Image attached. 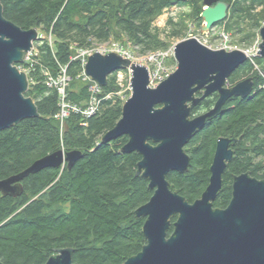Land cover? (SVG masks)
Instances as JSON below:
<instances>
[{"label":"trees","instance_id":"obj_1","mask_svg":"<svg viewBox=\"0 0 264 264\" xmlns=\"http://www.w3.org/2000/svg\"><path fill=\"white\" fill-rule=\"evenodd\" d=\"M232 6L231 15L220 25L227 31L252 21L260 29L264 0H223ZM204 0H2L4 17L23 30L37 29L45 35L34 45L32 55L18 65L30 80L27 97L40 116L25 120L0 133V180L18 175L34 162L60 150L82 152L75 165L47 168L30 175L19 197L0 194V261L2 264H46L56 250L71 249L76 264H125L147 245L146 218L136 211L154 195L150 182L138 175L139 153L127 154V136L104 143V136L122 118L124 102L115 72L101 88L98 112L86 117L71 113L62 131L56 116L61 97L48 85V76L58 77L65 69L71 78L67 100L85 108L92 97L93 83L83 77L77 49L117 42L139 48V54L167 52L171 45L161 39L155 21L173 5L188 7V18H171L169 38H181L188 22L203 27ZM262 7V13H255ZM233 25V26H232ZM254 34L245 35L251 39ZM76 45L74 47L73 45ZM254 85L247 98L232 97L221 114L208 121L204 131L186 147L191 158L185 174L170 173L173 192L193 204L210 183L217 140H239L228 167L224 191L213 206L224 210L233 198V179L243 174L264 181V58L249 60L229 79L234 87L241 79ZM113 95L111 99L105 96ZM129 95V93H127ZM115 96V97H114ZM216 98L198 105L193 116L212 110ZM60 101V102H59ZM210 110V111H211ZM82 115V116H81ZM63 132V133H62ZM177 217L173 219V223ZM173 226L169 232L171 235Z\"/></svg>","mask_w":264,"mask_h":264},{"label":"water","instance_id":"obj_2","mask_svg":"<svg viewBox=\"0 0 264 264\" xmlns=\"http://www.w3.org/2000/svg\"><path fill=\"white\" fill-rule=\"evenodd\" d=\"M202 32H209L225 22L231 5L222 0H204ZM258 55L264 58V27ZM41 39L37 29L23 30L4 17L0 0V133L40 116L35 102L27 97L28 74L18 65L25 62ZM178 68L166 80L151 87L147 67L134 64L118 53H95L88 58L85 74L101 88L119 70L132 71V94L123 107L122 118L103 138L109 143L127 136L123 152H137L142 161L138 175L150 182L154 195L136 211L146 218L144 235L147 245L125 264H264V181L243 174L234 179L233 198L227 209L213 204L223 191V176L233 160L231 146L239 140L220 138L210 183L202 197L191 204L170 189V173L185 174L191 158L185 151L190 141L204 130L206 123L221 114L232 97L247 98L253 82L245 79L228 89L229 79L249 61L243 51L212 50L197 38L174 47ZM203 92L202 97L196 95ZM218 93L215 107L192 117L202 101ZM82 152L62 150L34 162L18 175L0 180V194L19 197L22 182L47 168L71 169ZM177 221L171 223L172 218ZM173 226V232H169ZM0 264L2 262L0 261ZM46 264H76L71 249L56 250Z\"/></svg>","mask_w":264,"mask_h":264},{"label":"rangeland","instance_id":"obj_3","mask_svg":"<svg viewBox=\"0 0 264 264\" xmlns=\"http://www.w3.org/2000/svg\"><path fill=\"white\" fill-rule=\"evenodd\" d=\"M262 7L257 8L255 13H262ZM191 10L188 7H181L179 5H173L171 8L165 10L164 14L160 16L154 23V26L161 30V39L165 40L167 43L171 45V48L167 51L168 57L164 61L163 69L166 70L163 72L162 69L158 68V65H151L147 64L145 59V55L139 54V48L133 47L131 45L124 48L117 42L111 41L109 43H103V45H108V49H124V51H127L132 56V62L134 64L142 65L144 67H147L153 77L152 79V87H155L160 83V79L163 77H166L167 75L170 76L171 74L175 73V71L178 68L177 62L174 57V47L187 39L190 38H197L202 44L207 46L209 49L212 50H225L230 52L229 49H233V51H247V50H253L252 54L253 57L250 58V60L253 58L258 57V49L260 44L262 43L260 31L261 28L258 29L257 27L253 26L252 21L248 20V22H245L242 26L243 33L237 30V28H234L233 31H227L225 26L217 25L209 32H202V26L198 27L196 23H192L191 21L188 22V30L185 32L184 36L181 38H169L171 29L168 28L167 22L169 19L173 18L176 22H179L182 18H188V15H190ZM204 23V22H203ZM202 23V25H203ZM233 26V25H232ZM261 26L264 27V21L261 22ZM39 35L41 37V40L45 38V35H42L41 31H39ZM254 34V36L251 39H244L243 37L245 35ZM99 44L94 46V48L98 46ZM98 46V47H101ZM123 47V48H122ZM35 49V48H34ZM111 53V52H110ZM114 53V52H112ZM27 60V58H26ZM125 77L127 78L128 75L125 74ZM245 80V78L241 79V81ZM130 79L128 78L126 83L129 84ZM240 81V82H241ZM87 82H92L87 80ZM127 93H130L127 92ZM131 94L128 95V98H130Z\"/></svg>","mask_w":264,"mask_h":264},{"label":"built area","instance_id":"obj_4","mask_svg":"<svg viewBox=\"0 0 264 264\" xmlns=\"http://www.w3.org/2000/svg\"><path fill=\"white\" fill-rule=\"evenodd\" d=\"M95 45H97V44H94L93 47L87 48L84 50L77 49V51H78L77 57L81 59L82 66L84 68L83 77L86 80L92 81L90 78H88L86 76L85 67L87 65L88 58L95 53H101L103 55H107L110 52L111 53L114 52V53L120 54L124 59L132 60L131 54L127 51H124V49H121L118 47V49L110 50V49H108V45L101 46L103 44L98 45L101 47L97 46V48L96 47L94 48ZM73 46L76 47L75 44ZM259 48H260V46H259ZM229 50L233 51V49H229ZM252 52H253V50H250V49L245 51V53L249 57V59L251 57H253ZM31 55H32V53L27 57V59H29V57ZM167 57H168L167 52H154V53H148L145 56L144 60L146 61L147 64L156 65V66L158 65V68L162 69L163 72H165L166 70L163 69V65H164V61L166 60ZM125 74L128 75L127 78L125 77ZM47 76H48V81H47L48 85L52 88H56L58 90L60 97H61L60 113L56 116V119L60 121L61 126H62V131L65 127V121L70 116L71 113H81L86 117H91L98 112L102 99H100V97L98 96V95H101V87L97 83H93V85L90 89V91L92 93V97L88 101V104L86 105V107L82 108L78 105L70 103L67 100V88L70 84L71 78L68 77L65 69L62 70V73H60L58 77H52L49 74H47ZM131 77H132V71L130 69H128L126 71H119L118 72L117 81H118L120 90L115 94V96L120 97L123 102H126V100H127V92L132 91L130 81H129V84L126 83L128 78L131 80ZM168 77H169L168 75L166 77H163L162 79H160V82L164 81ZM105 97L107 99H111L113 97V95H107Z\"/></svg>","mask_w":264,"mask_h":264},{"label":"flooded vegetation","instance_id":"obj_5","mask_svg":"<svg viewBox=\"0 0 264 264\" xmlns=\"http://www.w3.org/2000/svg\"><path fill=\"white\" fill-rule=\"evenodd\" d=\"M222 1H223V0H222ZM223 2H225V1H223ZM231 8H232V6H231ZM230 15H231V9H230V11L228 12V18L230 17ZM238 72H239V71H238ZM236 73H237V72H236ZM236 73H235V74H236ZM235 74H234V75H235ZM225 87L228 88V89H232V88H233V87L230 86L229 81H228V83H227V85H226ZM202 95H203V92L197 94V95H196V98H200V97H202ZM212 97H213V98H216V99H217L216 101H218V99H219V94H218V93H215V94H213V95H212L211 97H209V98H212ZM209 98H207V99H209ZM207 99H206V100H207ZM206 100H204V101H206ZM204 101H202V102H204ZM213 108H214V107H213ZM213 108H212V109H213ZM194 110H195V108H194L193 111H192V117H191V119H194V118L196 117V116H193V112H194ZM210 110H211V109H210ZM210 110L204 111V112H202L200 115H204V114L208 113ZM202 131H204V130H202ZM202 131H200L198 134H200ZM196 136H197V135H196ZM196 136H195V137H196ZM195 137H194V138H195ZM194 138H193V139H194ZM221 138H225V137H221ZM193 139H192L191 141H193ZM219 139H220V138H219ZM219 139H218V140H219ZM228 139H230V138H228ZM218 140H217V142H218ZM191 141H190V142H191ZM189 144H190V143H189ZM189 144H188V145H189ZM188 145H187V146H188ZM187 146H186V147H187ZM235 146H236V144H234V145L231 146V150L234 152V157H235V152H236V151L234 150ZM186 147H185V149H186ZM216 148H217V144H216ZM215 153H216V151H215ZM214 157H215V155H214ZM234 157H233V158H234ZM213 160H214V159H213ZM232 161H233V160H232ZM232 161L228 163V165H227V169H226V172H225V174H224V176H223V182H224V185H225V177H226V174H227V172H228V167H229V165L232 163ZM212 164H213V163H212ZM211 166H212V165H211ZM210 168H211V167H210ZM210 174H211V173H210ZM246 174H247V173H246ZM249 175H250V174H249ZM250 176H251V175H250ZM237 177H238V176H237ZM251 177H252V176H251ZM235 178H236V177H234V179H235ZM234 179H233V183H234ZM224 185H223V191H224ZM223 191H222V192H223ZM222 192H221V193H222ZM221 193H220V194H221ZM173 219H174V218H172V220H171V223H172V224H173Z\"/></svg>","mask_w":264,"mask_h":264},{"label":"bare ground","instance_id":"obj_6","mask_svg":"<svg viewBox=\"0 0 264 264\" xmlns=\"http://www.w3.org/2000/svg\"><path fill=\"white\" fill-rule=\"evenodd\" d=\"M33 51H34V49H33ZM33 51H32L31 53H33ZM31 53H30V54H31ZM30 54H29V55H30ZM29 55H28V56H29ZM28 56H27V57H28ZM25 61H26V60H25ZM23 72H24V71H23ZM28 78H29V77H28ZM29 83H30V80H29ZM59 102H60V101H59ZM81 116H82V115H81ZM87 118H88V117H87ZM58 121H59V120H58ZM117 140H118V139H117ZM62 151H63V150H62ZM63 152L66 153L65 151H63ZM64 167H66V165H64V166L61 167V168H64ZM23 189H24V187H23ZM23 192H24V190H23ZM1 195H2V194H1ZM9 197H10V196H9ZM73 262H74V261H73Z\"/></svg>","mask_w":264,"mask_h":264}]
</instances>
